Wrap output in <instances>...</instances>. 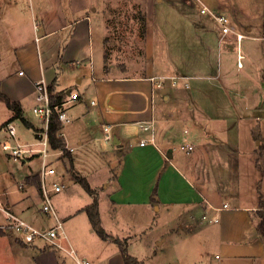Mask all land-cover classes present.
<instances>
[{
  "label": "crops",
  "instance_id": "obj_1",
  "mask_svg": "<svg viewBox=\"0 0 264 264\" xmlns=\"http://www.w3.org/2000/svg\"><path fill=\"white\" fill-rule=\"evenodd\" d=\"M89 9L93 10L91 0H0V92L11 101L19 102L24 114L25 107L32 109L35 105V82L43 80L63 97L70 91L78 94L77 101L65 107L71 119L82 121L86 117L84 111L87 113L90 107H96L99 133L103 124L112 126V140L117 143L112 152L95 148L89 151L92 162H104L105 155L113 162V167L106 166L107 174L100 184L103 190L98 191L100 186L92 185L90 172L83 176L74 169V150L65 158L70 159L71 176L85 178L96 190L101 226L113 238L126 239L117 230L127 210H132L137 217L141 213L144 219L156 205L157 210L173 211L182 221L181 230L194 227L192 231L187 230L193 233L191 236L214 247L210 264H264V169L261 167L264 143L257 140L256 134L264 119V64L257 59L256 49H251L259 39L232 28L244 35L239 45L236 43V66L232 71L233 51L229 46L236 42L235 36L221 38L217 25L209 18L212 29L201 27L200 31L193 27L201 43L198 39L192 43L190 70L179 67L181 57L175 51L176 62L166 54L159 60L164 65L162 73L155 71L156 62L150 56L143 74H118L113 67L105 68L104 31L97 40L93 38L94 22ZM199 31L207 32L206 36ZM246 31L251 32V28ZM224 39L227 46L220 54L219 72L218 60L216 71L213 67L212 51L215 42L219 45ZM245 39L248 42L243 47ZM238 54L242 56L240 67ZM81 64L90 71L94 95L88 108L82 111V118L71 113L84 98L72 84L74 80L78 85L83 81L86 71L78 68ZM66 74L69 81L60 85V79ZM150 76L186 79L179 80L175 86L166 80L162 87L152 90L147 81ZM230 94L237 102L230 101ZM0 101L1 126L11 112ZM151 118L155 121L156 146L140 145L149 135L138 128V123ZM76 121L73 126L80 130ZM183 122L190 128L177 134L176 126ZM258 122L260 125L256 126ZM31 126L29 129L39 140L42 127ZM64 128L61 131L66 135ZM78 145L80 149L86 147H82L81 141ZM184 146L192 149L188 151ZM39 171L31 170L18 179L12 173L7 175L8 180L14 179L17 190L1 194L5 195V208L21 219L24 216L23 220H33L29 201L36 197L42 199L33 177L38 175L40 182ZM102 196L113 208L112 223L107 225L100 213ZM82 208L70 211L66 217L81 214ZM204 215L207 219L216 215L217 221L203 220ZM193 221L198 224L193 226ZM202 221H206L205 225H201ZM4 224L3 216L0 226ZM43 227L48 226L38 225ZM88 227V232L95 234L89 221ZM96 239L102 253L93 264L100 261L124 264L116 244L98 236ZM60 244L64 249L72 247L68 237L60 240ZM46 245L42 241L24 244L15 235L0 229V251L6 254L4 264L65 263V251Z\"/></svg>",
  "mask_w": 264,
  "mask_h": 264
},
{
  "label": "rangeland",
  "instance_id": "obj_2",
  "mask_svg": "<svg viewBox=\"0 0 264 264\" xmlns=\"http://www.w3.org/2000/svg\"><path fill=\"white\" fill-rule=\"evenodd\" d=\"M91 2L93 10L89 9L88 13L93 16V38L97 40L98 36L104 31L103 53L105 68L113 67L118 74L133 76L143 74L150 56V60L156 62L155 71L162 73L164 65H161L159 60L162 55L166 54L174 62L175 51H178L179 57H181V60L177 59L178 62L182 63L179 67L183 70H190L191 51H193L192 43L196 42V39H198V43H201L193 27L199 30L201 27L209 30L213 28L210 17L207 14L200 13L202 5L211 11L223 12L228 17L231 27L233 26L232 28L236 29V31L251 38L259 39L255 40L251 49H256V52L259 53L257 59H260L264 64V0H91ZM248 27L251 28V32L246 31ZM203 33L200 32L199 34ZM206 33H204L205 36ZM246 42H248L247 39L243 40V47ZM226 46L227 40L225 39L219 45L218 41L215 42L212 51L215 71L217 69V60L219 64L218 70L219 72L221 71L219 59ZM229 48L233 51L232 71H235L238 48L236 42H233ZM242 53L245 54V50ZM85 67L81 64L78 68ZM85 71L86 74L80 85L76 84L75 80L72 82L78 91L84 95V98L82 104L71 110V113L73 116L77 115L80 118L84 115L86 117L82 121H76L72 118V122L65 125L66 135L64 137L66 139L65 142L68 143H66L67 146L69 145L74 150L72 153L74 156V169L83 176L90 172L89 179L92 185L100 186V184L104 183L103 179H105L107 174L106 166L113 167L114 165L108 155L103 156L104 162L98 160L92 162L89 151L95 148L97 150L102 149L101 152L107 151L111 153L115 144L112 139L109 142H105L102 133H99L97 129V124L99 123L98 115L94 112L96 107H90L88 109L89 112L86 113L84 111V115H82V111L86 110V107L88 108V104L94 96L91 92L93 83L90 71L88 68H85ZM85 76L88 78H85ZM67 81H69V74L60 79V85L67 83ZM216 81L218 82L219 80ZM230 101L237 102V98L231 97L230 94ZM0 103L2 104L1 101ZM2 113L3 111L0 110V119L3 115ZM24 118L34 127H42L41 121L32 113L31 106L25 107ZM262 120L260 122L262 123L261 125L259 122L255 123V125H260V128H257V140H261L264 143V119ZM75 121L76 126L80 124V130L73 126ZM12 123L16 129V138L19 144L26 145L27 149L43 148L42 140L35 138L33 130L27 128L19 119L14 120ZM90 126L92 127L91 130L88 129ZM176 127L177 134H181L184 129L190 128L187 122L180 123ZM133 131L134 129L131 128L130 133ZM3 138L4 135L0 134V201L5 206V195L1 194L9 190H17L14 179L8 180L7 175L12 173L18 179L20 175L29 173L31 170H40L42 159L39 155L34 154L32 156L30 153L26 155L30 156V158L26 159L24 163L13 161L1 149V144L7 141L6 139L3 140ZM78 141L82 142V147H86L80 149ZM46 151L51 154L47 146ZM46 164L51 165L56 170L54 176L46 179L47 188L51 187L52 182L64 187L61 190L62 192L51 194V202L56 215L62 222L64 232L78 259L93 264L97 256L102 253V248L96 245L98 243L96 241L97 236L88 232L89 227L86 215L81 213L73 218L66 217L70 211L90 204L91 197L71 176L69 170L71 164L68 158H62L60 155L48 156ZM261 167L264 169L263 162H261ZM87 170L89 171L87 172ZM97 189L98 191L103 190L101 186ZM104 199L102 196L99 200L100 213L107 225L112 223L113 208L108 199ZM29 204L31 205L30 214L33 218V220L25 219L29 224L37 228L41 223L47 226L53 224L51 218L49 219L40 213L39 209L42 206L40 198H34L29 201ZM119 209L121 211L125 210ZM149 210L148 217L144 213V219L141 218V213L137 217L132 210H127L126 216L122 221L123 224L118 226L117 233L126 238L127 253L137 260L135 264H210L214 247L205 245V241L191 236L193 235L191 231L195 229L194 227L181 230L182 221L178 219L173 211L157 210L156 205ZM3 216L2 212H0V224L3 222ZM21 217L25 218L24 216ZM205 223L206 221H202L201 225H205ZM192 224L194 226L198 223L193 221ZM188 229L191 231L188 232ZM37 245H41V243H37ZM4 253L0 251V264L5 263L6 254ZM97 263L104 264L102 261ZM63 264L77 263L66 254L65 263Z\"/></svg>",
  "mask_w": 264,
  "mask_h": 264
},
{
  "label": "built area",
  "instance_id": "obj_3",
  "mask_svg": "<svg viewBox=\"0 0 264 264\" xmlns=\"http://www.w3.org/2000/svg\"><path fill=\"white\" fill-rule=\"evenodd\" d=\"M201 14H207L217 25L221 38L230 34H234L235 41L239 45L240 41L244 38L243 34L236 33L231 25L228 17L222 13L215 12L209 10L206 6L202 5L200 7ZM221 40V39H220ZM241 59L242 56L238 54L237 57V65L241 66ZM23 72H19V75H22ZM182 78L180 76L174 77H156L150 76L147 78L149 81L152 90L155 88L162 87L163 83L168 80L172 86L177 85V82ZM185 87L188 88V84H185ZM34 100L35 105L32 108V113L35 117H37L42 123V133H40V139L42 140L41 144L43 148L41 149H27L26 145H21L17 142L16 138V129L13 125V121H7L3 125L0 126V134L4 135L3 140H7L1 144L2 151L12 159L13 161H21L25 162L26 159L30 158V156H26L31 153L33 156L37 154L42 159V167L39 171L40 174V193L42 197V206L40 211L43 215L47 216L49 219L53 220V224L48 227L37 228L29 224L27 221L19 218L18 216L14 215L13 213L9 212L5 206L0 201V212L4 214L5 224L0 226V229L8 232L9 234L15 235L22 243L24 244H31L35 241H42L45 242L50 247L65 251L67 255L72 257L77 264H89L87 261L78 259L74 249L72 247H68L64 249L61 244L60 240L66 239V234L63 229V224L59 220L56 215L55 209L51 202V194L59 193L63 189V186L57 184L56 182H52L51 187L48 189L46 186V179L52 177L56 174V170L51 166L46 164V158L48 156L56 155L62 157L63 150H56L52 151L49 148L48 139H47V127L50 123L51 117L53 113L56 114V117L62 126L68 124L71 120V116L65 109V107L77 101L78 94L76 92H69L67 95H64L62 102L58 104L51 103V94L49 91V86L43 80H39L34 84ZM93 103V102H92ZM155 121L151 118L147 122H140L138 123V128L148 133V138L142 139L140 141V145L144 144H151L152 146H156L155 142V132H154ZM112 126L110 124H103L102 125V135L103 140L105 142H109L112 139L111 135ZM59 136L62 137L65 141V134L61 131ZM46 146L50 149V153H47ZM186 150L190 151L192 149L191 146H184ZM64 150L68 153L73 152V148L67 146L66 142L64 143ZM227 205H223V208H226ZM218 211V209H214ZM203 220H206L207 217L204 215L202 216ZM209 222H216L217 216L215 215L212 218L207 219Z\"/></svg>",
  "mask_w": 264,
  "mask_h": 264
},
{
  "label": "trees",
  "instance_id": "obj_4",
  "mask_svg": "<svg viewBox=\"0 0 264 264\" xmlns=\"http://www.w3.org/2000/svg\"><path fill=\"white\" fill-rule=\"evenodd\" d=\"M49 86V85H48ZM49 91L51 94V103L52 104H58L62 102L63 94L61 93H55L52 86H49ZM0 99L3 100L5 103L7 109L11 112V116L7 121H14L19 119L27 128H31V124L27 122L24 118L23 110L21 108V105L19 102L11 101L8 97L3 95L0 92ZM6 121V122H7ZM4 124V123H3ZM2 124V125H3ZM63 126L58 121L56 114L53 113L50 123L47 127V139L49 148L52 151L56 150H63L62 157H69V153L64 150V139L59 136V133L61 132ZM70 161V159H69ZM74 180L82 187V189L91 197L92 201L89 205H86L82 209L79 210V212L84 213L87 216V219L89 221V224L95 234L98 236L99 239L106 241L111 240L114 244L117 245L119 253L123 259L124 264H135L137 263V260L127 253L126 248V240H120L117 238H113L111 235H109L101 226L100 223V217H99V210H98V201H97V192L95 189L91 188L88 181L78 176L77 174H72ZM38 183V187L40 190V182L38 175L33 176ZM34 179V180H35ZM156 195V187L153 189L152 196H151V202H154V196ZM261 231V229H260Z\"/></svg>",
  "mask_w": 264,
  "mask_h": 264
},
{
  "label": "water",
  "instance_id": "obj_5",
  "mask_svg": "<svg viewBox=\"0 0 264 264\" xmlns=\"http://www.w3.org/2000/svg\"><path fill=\"white\" fill-rule=\"evenodd\" d=\"M40 137H41V136H40ZM113 143H114V144H117L115 140H113ZM168 156L170 157V155H168Z\"/></svg>",
  "mask_w": 264,
  "mask_h": 264
}]
</instances>
